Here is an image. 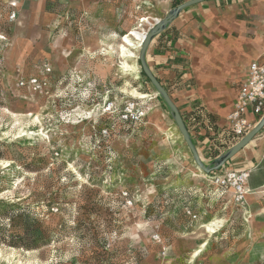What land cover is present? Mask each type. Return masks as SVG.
Wrapping results in <instances>:
<instances>
[{"label":"rangeland","instance_id":"1","mask_svg":"<svg viewBox=\"0 0 264 264\" xmlns=\"http://www.w3.org/2000/svg\"><path fill=\"white\" fill-rule=\"evenodd\" d=\"M109 1L91 21L80 0H30L0 42V200L49 234L15 248L0 219V264H264V193L250 204L218 195L138 57L139 77L122 68L125 33L161 13ZM108 99L135 100L146 115L108 118Z\"/></svg>","mask_w":264,"mask_h":264},{"label":"crops","instance_id":"2","mask_svg":"<svg viewBox=\"0 0 264 264\" xmlns=\"http://www.w3.org/2000/svg\"><path fill=\"white\" fill-rule=\"evenodd\" d=\"M136 1L151 3L161 19L186 0ZM86 3L91 8V21L97 19L99 7L110 5L109 0L79 2L81 6ZM142 17L143 22L150 19ZM146 59L179 108L202 158L213 162L235 145L228 144L221 130L227 126V115L250 63L264 59V0H206L187 7L153 38ZM192 111L201 113L199 127L188 121ZM248 118L256 117L250 111ZM229 169L249 171L248 204L264 193V127L210 174Z\"/></svg>","mask_w":264,"mask_h":264},{"label":"built area","instance_id":"3","mask_svg":"<svg viewBox=\"0 0 264 264\" xmlns=\"http://www.w3.org/2000/svg\"><path fill=\"white\" fill-rule=\"evenodd\" d=\"M29 0H0V42L8 38L7 29L15 25L22 17L24 7ZM160 19L152 18L151 24L146 31ZM37 82V79L33 80ZM252 111L256 117L254 120L248 118V113ZM103 115L109 117H119L121 122L138 123L143 120L146 113L144 108L135 100H126L117 103L115 99L106 101ZM264 115V59L262 61L251 62L246 79L242 82L238 96L234 101L233 108L227 115V126L221 132L226 137L229 145H234L246 136L258 124ZM201 113L192 111L189 113L188 121L194 127H199V117ZM108 117V118H109ZM109 128H104L103 132L108 133ZM213 185L216 187L218 195L231 193L232 201L241 203L246 199L248 190L247 182L249 178L248 170L229 169L222 173L207 174ZM192 220L200 219L192 206L185 208Z\"/></svg>","mask_w":264,"mask_h":264},{"label":"water","instance_id":"4","mask_svg":"<svg viewBox=\"0 0 264 264\" xmlns=\"http://www.w3.org/2000/svg\"><path fill=\"white\" fill-rule=\"evenodd\" d=\"M206 0H186L183 3L173 7L163 18L157 21L153 26H151L145 34V37L142 41L141 48L138 55V61L141 64L142 71L146 74V76L150 79L154 88L158 91V95L163 98L166 105L169 107L171 115L176 122V125L188 145L193 159L196 164L201 168L205 173H211L215 170H219L228 160H230L239 150H241L245 145H247L254 136L260 132V130L264 127V115L261 120L256 124V126L249 132L246 136H244L239 142H237L234 146H232L227 152L215 158L212 164H206L201 154L199 153L192 136L189 132V129L182 117V114L172 99L168 90L161 84L157 76L152 71L151 67L147 63L146 52L150 42L153 40L155 36L163 32L167 26L180 14L182 10L185 8L203 2Z\"/></svg>","mask_w":264,"mask_h":264},{"label":"trees","instance_id":"5","mask_svg":"<svg viewBox=\"0 0 264 264\" xmlns=\"http://www.w3.org/2000/svg\"><path fill=\"white\" fill-rule=\"evenodd\" d=\"M142 73L147 82L151 83L146 74L143 71ZM160 100L165 103L162 97H160ZM6 217L10 220L9 225L12 234L9 236V240H4L5 244L15 248L31 250L46 245L49 241L48 229L45 228L44 222L23 212L21 204H9L4 200H0V219Z\"/></svg>","mask_w":264,"mask_h":264},{"label":"bare ground","instance_id":"6","mask_svg":"<svg viewBox=\"0 0 264 264\" xmlns=\"http://www.w3.org/2000/svg\"><path fill=\"white\" fill-rule=\"evenodd\" d=\"M158 19V18H157ZM146 22V21H145ZM151 24V22H150ZM146 30L143 32L139 31L138 29H132L128 34H126L123 37V44L120 45L119 50H120V55L123 58V62H121L122 68L124 67L125 70L134 72L138 77H139V70L138 66L136 64H132L130 60L132 58L138 57L137 52H139L141 48L142 41L145 37ZM157 91V90H156ZM158 92V91H157ZM131 95L137 98H146L148 97L147 94L145 93H140L136 90L131 92ZM215 224L217 223H212L208 225V230H214ZM201 252V250H198L194 256L198 255Z\"/></svg>","mask_w":264,"mask_h":264}]
</instances>
